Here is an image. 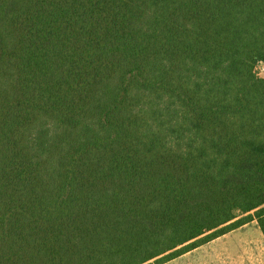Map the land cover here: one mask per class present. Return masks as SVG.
<instances>
[{
  "label": "trees",
  "instance_id": "obj_1",
  "mask_svg": "<svg viewBox=\"0 0 264 264\" xmlns=\"http://www.w3.org/2000/svg\"><path fill=\"white\" fill-rule=\"evenodd\" d=\"M264 0H0V264H158L264 234Z\"/></svg>",
  "mask_w": 264,
  "mask_h": 264
},
{
  "label": "rangeland",
  "instance_id": "obj_2",
  "mask_svg": "<svg viewBox=\"0 0 264 264\" xmlns=\"http://www.w3.org/2000/svg\"><path fill=\"white\" fill-rule=\"evenodd\" d=\"M255 73L264 78V62ZM144 264H158L152 259ZM164 264H264V234L256 220L233 227Z\"/></svg>",
  "mask_w": 264,
  "mask_h": 264
}]
</instances>
